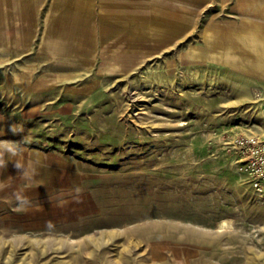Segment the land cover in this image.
Wrapping results in <instances>:
<instances>
[{
  "label": "rangeland",
  "instance_id": "374dc122",
  "mask_svg": "<svg viewBox=\"0 0 264 264\" xmlns=\"http://www.w3.org/2000/svg\"><path fill=\"white\" fill-rule=\"evenodd\" d=\"M11 1L6 41L35 10L0 41V264H264V0H137L139 33L94 0L59 57L58 0Z\"/></svg>",
  "mask_w": 264,
  "mask_h": 264
},
{
  "label": "crops",
  "instance_id": "0c3cea01",
  "mask_svg": "<svg viewBox=\"0 0 264 264\" xmlns=\"http://www.w3.org/2000/svg\"><path fill=\"white\" fill-rule=\"evenodd\" d=\"M10 1L6 0V3L8 4ZM101 2L103 3L102 5L107 4V7L101 6L99 12L97 13L99 14V24L103 25L106 23H113L116 29L123 30L122 33H139V31L142 30V26L144 25L142 19H144L145 17V8L137 5V0H101ZM0 3H2L1 0ZM93 6L94 0H58L56 2V7H53L48 21L46 22L45 36L48 38V40L47 43L44 42L42 44L41 51L47 48L51 52V55L55 57L67 55L74 56L76 55V53L77 55H79L81 50V36L82 33L85 34L84 30L86 27V18L91 25L90 33L96 31V24H94V19L93 21L89 19L91 14L94 12ZM85 8H88L87 12L85 11ZM150 9L152 12L154 10H159V7H154L153 5L152 7H150ZM162 9V12L166 14L167 17L169 16V19H171V16H173L172 14H174L173 10L169 8V6L163 7ZM19 10V13H21V17L27 18L26 25H24L23 28L15 29L16 34H19V36L17 37L14 35L13 38L10 37L6 41L5 36L2 34V32H0V41H6L11 48H17L18 46L25 47L31 37L30 29L32 26V18L30 17H33V15L31 14L32 12L34 14V3L31 2L30 5H21ZM7 17L9 18L8 12L6 13V11L0 8V24H3V22H1L2 19H5ZM164 22L163 23L167 27L172 24V22ZM5 24H8V22ZM102 28L99 27L98 29L101 30ZM122 36L125 40L135 38L139 39V36ZM89 39L91 38L89 37ZM75 51L77 52L75 53ZM41 55V57L48 56H44L43 53H41ZM28 77L29 76L27 74H24L19 78V80L22 79L23 81L20 82L25 83L28 82Z\"/></svg>",
  "mask_w": 264,
  "mask_h": 264
},
{
  "label": "bare ground",
  "instance_id": "6f19581e",
  "mask_svg": "<svg viewBox=\"0 0 264 264\" xmlns=\"http://www.w3.org/2000/svg\"><path fill=\"white\" fill-rule=\"evenodd\" d=\"M231 28H227L224 32V41L227 42L228 45H231V38H229L231 36ZM221 226V223H220Z\"/></svg>",
  "mask_w": 264,
  "mask_h": 264
}]
</instances>
